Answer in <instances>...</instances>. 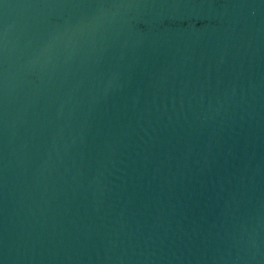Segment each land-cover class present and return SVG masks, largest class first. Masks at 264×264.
<instances>
[{
	"label": "water",
	"instance_id": "95a60500",
	"mask_svg": "<svg viewBox=\"0 0 264 264\" xmlns=\"http://www.w3.org/2000/svg\"><path fill=\"white\" fill-rule=\"evenodd\" d=\"M0 264H264V0H0Z\"/></svg>",
	"mask_w": 264,
	"mask_h": 264
}]
</instances>
